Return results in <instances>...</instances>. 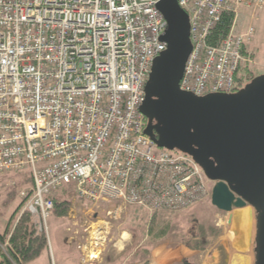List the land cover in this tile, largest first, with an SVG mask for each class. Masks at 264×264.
Instances as JSON below:
<instances>
[{"label":"built area","instance_id":"obj_1","mask_svg":"<svg viewBox=\"0 0 264 264\" xmlns=\"http://www.w3.org/2000/svg\"><path fill=\"white\" fill-rule=\"evenodd\" d=\"M159 1L0 0V173H30L21 213L39 232H49L53 196L63 189L86 205L120 200L151 211L186 209L211 194L191 155L159 147L144 132L145 86L167 48ZM178 3L192 42L181 90L237 92L255 31H237V10L264 0ZM225 14L234 15L231 30L214 43ZM105 233L95 229L89 261Z\"/></svg>","mask_w":264,"mask_h":264},{"label":"water","instance_id":"obj_2","mask_svg":"<svg viewBox=\"0 0 264 264\" xmlns=\"http://www.w3.org/2000/svg\"><path fill=\"white\" fill-rule=\"evenodd\" d=\"M167 48L153 62L141 112L145 134L159 146L191 155L213 182L222 212H256L255 264H264V74L234 93L197 96L180 88L192 50L189 15L178 0H160Z\"/></svg>","mask_w":264,"mask_h":264},{"label":"rangeland","instance_id":"obj_3","mask_svg":"<svg viewBox=\"0 0 264 264\" xmlns=\"http://www.w3.org/2000/svg\"><path fill=\"white\" fill-rule=\"evenodd\" d=\"M249 27H253L255 31L248 44L251 61L239 72L241 77L244 76L242 82L245 83L244 86L255 76L264 74V7L238 8L235 28L237 31L246 32ZM26 175V170L21 173H0V232L6 228L13 211V204H19L22 190L29 185L21 187L20 184ZM60 194L72 204L69 214L65 218H60L52 212L48 218L49 232L37 230L38 233L46 235L48 246L38 259L28 264H74L79 252L87 254L92 249L91 241L98 226H102L107 233L103 246L99 247L100 250L97 252L99 254L97 261L103 254H112L119 248L126 251H147L146 248L167 238L200 247L219 234L220 229L213 223V216L217 212L223 214L212 205L211 194L186 209L159 211V227L155 232L162 228L167 230V233L160 238L150 229L153 211L147 208L130 205L120 200L86 205L77 198L72 188ZM108 211H112L113 215L108 216ZM5 217L7 221L4 220ZM13 227L5 242L0 240V262L2 256H9L8 242ZM124 233H127L129 238L120 245ZM86 264L92 263L86 262Z\"/></svg>","mask_w":264,"mask_h":264},{"label":"crops","instance_id":"obj_4","mask_svg":"<svg viewBox=\"0 0 264 264\" xmlns=\"http://www.w3.org/2000/svg\"><path fill=\"white\" fill-rule=\"evenodd\" d=\"M247 51L251 52L248 46ZM16 205L13 204L12 208ZM217 213L213 216V223L220 229L219 234L200 247L167 238L146 248L147 251L119 248L112 254H103L100 260L93 262L88 260L86 253L79 252L74 264H255L254 208L247 205L234 208L231 212ZM4 220L7 221V217Z\"/></svg>","mask_w":264,"mask_h":264},{"label":"trees","instance_id":"obj_5","mask_svg":"<svg viewBox=\"0 0 264 264\" xmlns=\"http://www.w3.org/2000/svg\"><path fill=\"white\" fill-rule=\"evenodd\" d=\"M233 20V14H225L223 16L222 21L214 31V43L216 40L223 38L229 33ZM243 77L239 76L238 81L243 82ZM21 172L22 171L18 173ZM26 174V177H23V180L20 183L21 187L32 183V177L30 173L26 171ZM64 190L66 189L61 190L60 193H62ZM60 193L53 196L55 203L53 213L57 217L65 218L68 216L72 204L70 200L65 198V196H62ZM24 205L25 200L21 199L19 204L16 205L10 214L5 230L0 232V240L5 242L7 235H9L8 233L10 232L12 226H14L9 236V256H2L0 264H28L38 259L48 246L46 235L44 233L37 232L30 213L28 211L21 213ZM158 214L159 211H153L150 229L161 238L167 233V230H165L166 228H162L164 230L160 229L158 232H155L157 227H159Z\"/></svg>","mask_w":264,"mask_h":264},{"label":"bare ground","instance_id":"obj_6","mask_svg":"<svg viewBox=\"0 0 264 264\" xmlns=\"http://www.w3.org/2000/svg\"><path fill=\"white\" fill-rule=\"evenodd\" d=\"M127 238H129V237H128V234H127V233H124V234H123V237H122V239H121V241L119 242L120 245H122V244H123V241H126Z\"/></svg>","mask_w":264,"mask_h":264},{"label":"flooded vegetation","instance_id":"obj_7","mask_svg":"<svg viewBox=\"0 0 264 264\" xmlns=\"http://www.w3.org/2000/svg\"><path fill=\"white\" fill-rule=\"evenodd\" d=\"M245 84V83H244ZM244 84H242V82H240V84H239V86H238V89H241L243 86H244ZM213 185V182L211 181L210 182V186H212Z\"/></svg>","mask_w":264,"mask_h":264}]
</instances>
